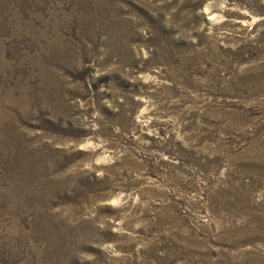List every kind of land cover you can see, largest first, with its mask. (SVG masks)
I'll return each mask as SVG.
<instances>
[{
	"label": "rangeland",
	"instance_id": "rangeland-1",
	"mask_svg": "<svg viewBox=\"0 0 264 264\" xmlns=\"http://www.w3.org/2000/svg\"><path fill=\"white\" fill-rule=\"evenodd\" d=\"M0 264H264V0H0Z\"/></svg>",
	"mask_w": 264,
	"mask_h": 264
}]
</instances>
